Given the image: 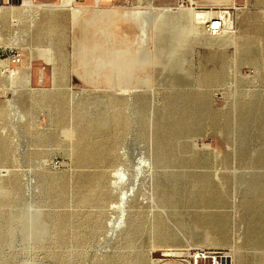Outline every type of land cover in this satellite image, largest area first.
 Listing matches in <instances>:
<instances>
[{"label":"rangeland","instance_id":"rangeland-1","mask_svg":"<svg viewBox=\"0 0 264 264\" xmlns=\"http://www.w3.org/2000/svg\"><path fill=\"white\" fill-rule=\"evenodd\" d=\"M236 1L237 15L250 11L249 27L240 36L234 20L233 32L218 39L199 28L190 35L166 18L158 25L165 16L151 11L150 0H112L99 8L87 3L74 20L69 11L42 9L57 0H31L30 9L14 2L4 9L0 46L21 53L14 70L29 68L30 85L0 75V264H186L192 249L227 253L229 264H236L232 243L241 239L244 221L254 239L245 241L240 264H264V0ZM39 12L57 17L39 20ZM188 38L198 46L186 41L179 51L167 52L169 41L173 51ZM129 57L143 63L120 72L110 68L121 69ZM97 58L110 67L101 69ZM8 69L3 61L0 70ZM119 73L129 77L120 78V85L104 84ZM131 87L140 92L119 91ZM46 93H64L62 100L69 94V114L77 101L86 102L89 111L104 110L111 134L113 115L138 109L137 97H145L152 111L154 134L167 132L165 107L173 116L188 100L183 112L194 120L169 136L165 148L173 163L161 169L156 204L133 218L130 229L111 235L107 220L115 213L83 201L88 193L80 200L72 196L73 128L69 120L61 126L49 120L52 108L37 104V96ZM242 106L248 108L244 122L238 120ZM128 140L133 147L143 145L139 136ZM148 187L144 181L139 191L147 194ZM167 248L182 255L166 259Z\"/></svg>","mask_w":264,"mask_h":264},{"label":"bare ground","instance_id":"bare-ground-1","mask_svg":"<svg viewBox=\"0 0 264 264\" xmlns=\"http://www.w3.org/2000/svg\"><path fill=\"white\" fill-rule=\"evenodd\" d=\"M24 5L25 9H29V7L32 6L31 2H26ZM41 7L42 9L57 10L54 8V5H46ZM58 10L66 9L60 8ZM81 10H83V7L78 6L72 10L66 11L70 12L71 19L74 20L81 14ZM11 11L14 10L11 9ZM3 12L4 9H1L0 17ZM180 14L181 15L179 16L181 18L182 13ZM262 17H264V10H262ZM148 20H150V18H148ZM194 23L196 24V22ZM262 28L264 33L263 24ZM215 58L216 57L214 56V59ZM126 60V64H122L121 69L119 66L110 67L109 64H103L108 63L105 59L97 58L94 61L99 64L101 69L108 66L111 69H118V72H120V70L126 71L129 69H134L137 65L143 63V60L135 59L133 57H129ZM1 65L2 63H0V66ZM118 76L119 77H117V79L112 78V82L109 83V79L104 84L110 86L113 84L120 85V78H128L129 74L119 73ZM29 77V68L27 70V67L25 66L20 71H10L8 75V78L11 80V82L14 80L22 87H27L30 85ZM134 89L131 87V90L120 89L119 91L123 94H126L129 91L140 92ZM62 94L64 93H61L59 96L51 93H46L43 95L39 94L37 96V104L52 108L51 114L49 115L50 121H59L60 126L63 125L66 120L71 122V128L73 129L71 130L69 146L70 155L72 157V174L74 176L72 181L74 185L71 186L72 196L75 197V199L80 200L83 198L80 197L81 193H88V196L83 201L91 204H100L103 208H106L105 211H109V214L111 212L115 213V216L112 219L107 220V226L109 227L107 229L108 232L111 235H115L117 232H124L126 229H130L132 227L133 218L139 217L140 214L144 215L146 211H150L154 208L156 204L155 189H157L159 187L158 185L161 183L159 179V176L162 173L161 169L166 166L167 162H170L171 164L173 163L172 157L168 155V152L166 151V142L169 136L173 135V133L180 134L182 128L191 125L189 122L194 120V115L183 112L185 110L187 111V106L190 104H187L188 100L183 102V104H180V107L176 109L177 111L173 116L170 114V108L165 107L168 118L167 116L162 118L166 120L165 123L167 125V132L154 134L153 128L155 124L153 122V118L151 117L152 111L147 107L145 97H142V99L141 97H137L135 101H141V105L138 107V109L127 107L125 116L121 113V111H117L116 115H113L112 118L114 119L116 130L113 132V134H111L108 130L110 122L104 114V110L89 111L86 102L77 101L71 103L72 111L71 114H69L67 106L70 103V95L68 94L67 98L62 100ZM30 102L33 103L32 100H30ZM185 103L186 106H183ZM200 106L204 107L205 104L201 101ZM247 114L248 108L246 106L240 107L238 110V120L241 122L246 121L248 119ZM168 128L170 130H168ZM146 132L150 133L146 134ZM131 135L132 137L139 136L143 145L138 147H133L132 144L130 145L128 139ZM52 138L56 139L58 138V135H55ZM92 138L94 140H92ZM97 139H99L100 142L99 150L96 146L98 142ZM1 145L2 142L0 141V146ZM203 146L210 147V145ZM162 156H165V158L162 159ZM79 168H83L85 172L77 170ZM87 168L99 169V172L96 170L90 172L87 171ZM96 180L100 183V186H86V184L95 182ZM144 181H147L149 185L147 194H142L139 191L140 184H143ZM169 181L170 175L166 174L163 182L168 183ZM6 186H12L11 181L7 182ZM139 196H141L140 199ZM113 198L115 201L109 206L111 201L108 203L107 201ZM143 200H145V202ZM250 212L252 211L249 210L246 215L247 219L249 217V219L252 220L253 214ZM244 222L245 225L241 239H238L232 243V251L237 258L236 264L241 263L240 256L242 254L245 241L248 239H254V229L251 228L250 225L246 223V221ZM96 226L101 227L100 221L98 225L96 223ZM167 249V252L162 254L164 258H176L180 256L177 252H172V249ZM155 250L157 249L154 248L152 252ZM158 258L160 257L158 256Z\"/></svg>","mask_w":264,"mask_h":264},{"label":"built area","instance_id":"built-area-1","mask_svg":"<svg viewBox=\"0 0 264 264\" xmlns=\"http://www.w3.org/2000/svg\"><path fill=\"white\" fill-rule=\"evenodd\" d=\"M17 4L25 8L24 3L31 0H0V10L10 8ZM108 0H57L55 7L72 10L78 6L89 3L93 8H99L102 3ZM156 3L157 8L161 10H189L192 13L194 22L211 38L221 37L234 30V15L239 8L232 3L229 7H200L195 0H151ZM32 4V2H31ZM155 6V5H154ZM30 6L29 8H32ZM156 8V7H155ZM13 23V22H12ZM264 27V17H263ZM6 61L8 70H0V75H9L10 71L20 65L22 61L21 53L16 49H10L0 46V60ZM57 164L56 162L54 165ZM178 253V252H177ZM180 256L182 253H178ZM179 256V257H180ZM186 264H229V256L223 252H210L201 249H192L184 256Z\"/></svg>","mask_w":264,"mask_h":264},{"label":"crops","instance_id":"crops-1","mask_svg":"<svg viewBox=\"0 0 264 264\" xmlns=\"http://www.w3.org/2000/svg\"><path fill=\"white\" fill-rule=\"evenodd\" d=\"M110 1H112V0H108V2H110ZM243 1H244L245 5H247V4L250 3L249 0H248V2H245V0H243ZM195 2L200 7H219V6L229 7L232 3L236 4L237 1L236 0H195ZM105 3H107V2H105ZM47 5H51V4H47ZM157 5L158 4L151 2L150 3V9H151V11L152 10L155 11L156 14L158 12L159 13H162L165 16L163 18L161 17V21L158 23V25H163L164 23H166V21L164 20L166 18L167 22H168V20H169V22H170V20H174L175 23L181 28V30H186L187 33H189V34L191 33L190 35H193L194 34V29L196 30L198 28L204 33V31L197 24L194 23L191 11H189V10H178L179 12L174 15V14H169L170 13L169 10H164V9L161 10V9H158L157 8ZM38 9H40V8H38ZM38 9H36V10H38ZM23 11H24V13H29V15L31 13V12H29L27 10H23ZM180 11H184L183 12L184 14H182V17L181 18L179 16V15H181L180 14ZM236 15H237V13H236ZM236 15L234 17L235 25H236L237 29L240 32L239 35L240 36H243L244 33L247 31V29L249 27V24H250V19H251L250 11H248L247 13H241V14H239L237 16ZM56 17H57L56 14L51 13V12H39V13H37L36 19H39L40 20V19H44V18H49L51 20H55ZM255 21L256 20L253 18L252 19L253 24H255ZM204 35L207 38H209V39H218V38H222L224 36H227V35H224V36H221V37L211 38V37H208L205 33H204ZM181 41H182V44H180V45H177L176 44L175 46H173V48L175 47V49L173 51H170V49H171L172 46H170L171 44H170V41H169V44L168 45L166 44V46L170 47L167 52L168 53H170V52L171 53H175V52L179 51V50H177L178 48L176 49V47L179 46V48H180V46H182L184 48L186 41L188 42V44H189L190 47H196V46H198V43H196V41L193 40V39H191V38H188V40L182 39ZM157 48L161 52V50H160L161 43L159 41L157 42ZM209 51H213V50L210 49ZM209 54H210V52H209ZM0 63H3V61H0Z\"/></svg>","mask_w":264,"mask_h":264}]
</instances>
